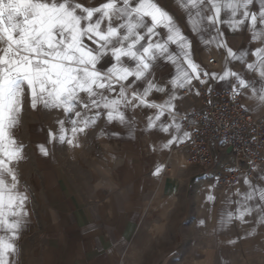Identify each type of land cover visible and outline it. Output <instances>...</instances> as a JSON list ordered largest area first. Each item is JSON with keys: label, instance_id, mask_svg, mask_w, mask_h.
<instances>
[{"label": "crops", "instance_id": "crops-1", "mask_svg": "<svg viewBox=\"0 0 264 264\" xmlns=\"http://www.w3.org/2000/svg\"><path fill=\"white\" fill-rule=\"evenodd\" d=\"M76 2L94 8L105 0ZM156 2L172 15L191 41L192 58L200 66V73L208 75L193 78L184 87L179 83L174 86L172 81L179 76L177 66L158 58L149 80L165 91L153 90L146 99L158 105L166 101L170 104L164 109L129 108L123 124L118 120L108 122L105 114L87 126L80 123L78 127L84 130L75 136L70 122L76 119L74 114L70 116L61 108L42 104L32 109L26 95L19 123L12 129L22 159L11 166L17 177V190L27 196L28 216L13 241L16 252L9 253V264H214L215 250L224 248L225 238L203 228L202 213L206 204L210 205V212L216 207V189L230 188L221 185L216 171L223 164L234 165L235 159L213 144L215 163L207 172L190 164L182 144L190 133L183 128L182 120L199 107V86L238 88L248 111L264 120V100L260 99L264 95V77L260 75L262 63L255 55L256 49L264 48V24L257 19L255 30L262 35L253 39L250 17L233 31L227 23L209 27L206 17L212 12L202 9L205 19L201 20V31L196 33L188 23L189 16L198 19L196 9L181 7L179 0ZM260 3L261 0H253L248 11L258 14ZM242 18L240 13L233 18L230 10L223 9L220 15L221 21ZM158 31L161 38H166V29L160 27ZM214 37L220 44L226 40V47H217ZM203 41L212 43L205 45ZM226 48L237 56L242 51L247 55L242 60H232ZM170 50L178 51L176 45H170ZM210 59H214L213 63H209ZM111 63V59H106L99 67L103 70ZM126 63L131 65L130 61ZM248 64L254 67L249 69ZM225 71L238 76L221 79ZM240 79L247 86H240ZM125 87L128 93L139 96L146 83L131 86L126 82ZM162 110L165 114L155 120ZM76 111L82 113L83 119L94 115L82 106H77ZM150 117L155 127H148ZM61 121L64 142L59 140ZM176 123L181 125L179 132L175 130ZM161 125L170 126V131H161ZM50 132L55 136L50 137ZM174 136L179 139L165 148ZM68 139H73V144H68ZM41 145L47 149V156L41 153ZM157 167L161 171L154 175ZM6 179L11 182L10 177ZM235 186L243 198L254 193L264 209V200L259 197L264 190V162L249 169L231 187Z\"/></svg>", "mask_w": 264, "mask_h": 264}, {"label": "snow or ice", "instance_id": "snow-or-ice-1", "mask_svg": "<svg viewBox=\"0 0 264 264\" xmlns=\"http://www.w3.org/2000/svg\"><path fill=\"white\" fill-rule=\"evenodd\" d=\"M179 3L185 9L197 10L198 19L191 16L188 19L193 32L201 31L200 23L205 19L203 9L212 12L206 17L209 27L227 23L235 31L250 17L252 38L259 39L262 35L255 30V25L258 18L264 24V0L258 14L248 11L253 0H179ZM222 9L230 10L233 18L238 13L243 18L221 21ZM114 20L118 23L113 24ZM160 27L166 29V38H161ZM216 31L219 35L220 30ZM213 39L217 40V47H226V40L220 44L217 37ZM203 43L208 45L212 41ZM170 45H176L178 51L171 52ZM226 51L232 60H242L247 55L242 51L237 56L231 48ZM255 55L262 63L260 75L264 77V48L256 49ZM158 58L177 66L179 76L172 81L174 86L179 83L184 87L191 79L208 75L200 73V66L191 55V41L156 0H105L94 8L76 0H0V232L3 233L0 234V264H9V253L16 252L13 241L27 223V196L17 190V177L11 166L22 159V150L15 142L12 129L19 123L25 96L32 109L42 104L46 108H61L70 116L74 114L76 119L70 120L73 136L84 130L78 127L80 123L87 126L105 114L108 122L118 120L123 124L129 108L164 109L170 104L166 101L158 105L146 99L153 90L165 91L149 80ZM106 59L113 63L101 70L99 66ZM253 67L248 64L249 69ZM230 76L238 74L225 71L220 78ZM126 82L131 86L145 82L146 87L138 96L135 92L128 93ZM238 83L247 86L243 79ZM260 99L264 100V95ZM77 106L94 115L83 119L82 113L76 111ZM164 114L162 110L155 120ZM148 127H155L151 117ZM180 128L176 123L175 130L179 132ZM161 131L168 133L170 126L161 125ZM60 133L59 140L64 142L62 121ZM49 135L55 136L51 132ZM188 135L184 133L185 137ZM178 139V136L172 137L164 147ZM66 142L73 144V139ZM40 151L48 155L43 145ZM160 171L157 167L154 175ZM259 197L264 200V190L259 192ZM252 198L253 193L246 197ZM244 215L245 212H240L239 218L243 219Z\"/></svg>", "mask_w": 264, "mask_h": 264}, {"label": "built area", "instance_id": "built-area-1", "mask_svg": "<svg viewBox=\"0 0 264 264\" xmlns=\"http://www.w3.org/2000/svg\"><path fill=\"white\" fill-rule=\"evenodd\" d=\"M210 59L209 63H213ZM200 105L182 120L190 133L184 141L186 160L205 172L215 163L211 146L230 154L235 164H223L216 171L222 186L231 187L249 169L264 162V120L257 119L244 106L238 88H203L199 86Z\"/></svg>", "mask_w": 264, "mask_h": 264}, {"label": "rangeland", "instance_id": "rangeland-1", "mask_svg": "<svg viewBox=\"0 0 264 264\" xmlns=\"http://www.w3.org/2000/svg\"><path fill=\"white\" fill-rule=\"evenodd\" d=\"M216 190V207L210 212V205L206 204L202 213L203 228L209 230V234L212 229L213 233L218 232L219 236L225 238L222 243L224 248L215 250L217 257L214 264H264V209L257 203L255 194L252 199L243 198L242 191L236 186L226 191L221 188ZM245 209L251 211L246 212ZM240 212H245L243 219L239 218Z\"/></svg>", "mask_w": 264, "mask_h": 264}, {"label": "water", "instance_id": "water-1", "mask_svg": "<svg viewBox=\"0 0 264 264\" xmlns=\"http://www.w3.org/2000/svg\"><path fill=\"white\" fill-rule=\"evenodd\" d=\"M228 152L230 153L231 152V149H229Z\"/></svg>", "mask_w": 264, "mask_h": 264}, {"label": "bare ground", "instance_id": "bare-ground-1", "mask_svg": "<svg viewBox=\"0 0 264 264\" xmlns=\"http://www.w3.org/2000/svg\"><path fill=\"white\" fill-rule=\"evenodd\" d=\"M207 230V229H206ZM208 231V230H207Z\"/></svg>", "mask_w": 264, "mask_h": 264}]
</instances>
